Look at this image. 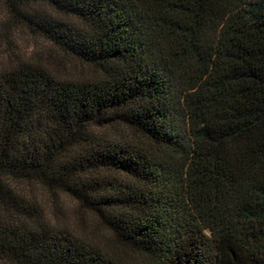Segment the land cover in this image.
<instances>
[{
  "label": "trees",
  "instance_id": "16d2710c",
  "mask_svg": "<svg viewBox=\"0 0 264 264\" xmlns=\"http://www.w3.org/2000/svg\"><path fill=\"white\" fill-rule=\"evenodd\" d=\"M89 67L0 60V264H264V0H0ZM74 201L124 257L54 225Z\"/></svg>",
  "mask_w": 264,
  "mask_h": 264
},
{
  "label": "rangeland",
  "instance_id": "374dc122",
  "mask_svg": "<svg viewBox=\"0 0 264 264\" xmlns=\"http://www.w3.org/2000/svg\"><path fill=\"white\" fill-rule=\"evenodd\" d=\"M2 9L0 4V60L4 64L10 60H27L59 78L77 80L93 77V71L86 65L63 55L42 37L11 23L5 16V11L3 17ZM26 191L36 201L46 219L54 225L128 257V253L122 249H115L106 230L71 199L55 196L37 185L26 187Z\"/></svg>",
  "mask_w": 264,
  "mask_h": 264
}]
</instances>
